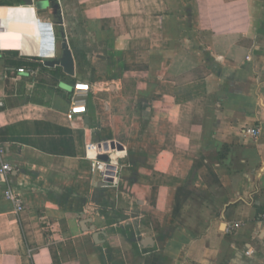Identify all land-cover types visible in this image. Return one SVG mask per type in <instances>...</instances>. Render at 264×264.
Masks as SVG:
<instances>
[{
	"label": "crops",
	"instance_id": "obj_1",
	"mask_svg": "<svg viewBox=\"0 0 264 264\" xmlns=\"http://www.w3.org/2000/svg\"><path fill=\"white\" fill-rule=\"evenodd\" d=\"M34 1L50 5L0 0V143L14 168L0 178V264H264V0H74L79 18L59 20L39 13L67 0ZM65 40L122 56L95 67L112 81L90 85L73 118L85 82L75 57L64 72ZM90 143L115 145L113 184L94 181Z\"/></svg>",
	"mask_w": 264,
	"mask_h": 264
},
{
	"label": "built area",
	"instance_id": "obj_2",
	"mask_svg": "<svg viewBox=\"0 0 264 264\" xmlns=\"http://www.w3.org/2000/svg\"><path fill=\"white\" fill-rule=\"evenodd\" d=\"M1 19H0V35H2L5 32H2L3 29L1 27ZM49 30L51 31V37L53 39V48H54V53L56 50V37H55V32H54V27L51 23H49ZM39 58L43 59H51L43 56H37ZM55 58V56H54ZM52 58V59H54ZM19 73H25V69H19ZM85 87V88H82ZM74 95L72 96V105H76L75 107L72 106L71 109L69 110V117L73 118L76 115H84L87 114V108H86V100L85 97L88 95L90 92V86L85 83H77L74 85ZM5 99L3 97H0V109L5 107ZM82 106V108H79ZM82 109V112H79V110ZM246 134L250 135L252 137H257L260 134V130L253 128V129H248L246 130ZM86 150V156L90 159L91 165H90V170H91V175L93 176L94 181H98L104 186H108L113 184L119 174V169L118 166L113 162V159L111 158L110 151L112 150L109 144H98V143H90L87 144L85 147ZM7 154V150L5 146L0 143V178L3 180L7 181L8 178L12 175L14 172V168L12 167L11 164H9L5 157ZM101 155H107L110 158V162H104L98 159L99 156ZM3 197L5 200L9 201L12 203L16 210L18 212L23 211L24 206L21 198L14 194V192L8 188L4 194ZM264 217V216H263ZM253 251L249 249L246 252V255L252 254Z\"/></svg>",
	"mask_w": 264,
	"mask_h": 264
},
{
	"label": "rangeland",
	"instance_id": "obj_3",
	"mask_svg": "<svg viewBox=\"0 0 264 264\" xmlns=\"http://www.w3.org/2000/svg\"><path fill=\"white\" fill-rule=\"evenodd\" d=\"M186 5H187L186 8H191V5L188 4L187 2H186ZM76 9L77 8H76L74 0H67L63 2V11L61 10V8L60 10L57 11V9L50 7L48 11H42V12L40 11L41 13L39 14L42 15L43 18H55L59 20V18H62L61 14L63 12L65 13V15H68V18L74 19V18H79ZM70 26L72 27L71 35L80 41L82 39L81 36H83V34H81L83 31H81V28L78 25L75 26L73 25V23H71ZM81 50L83 52V56L81 60L83 68L81 71L80 79L84 81L86 84H88L89 86L92 84H99V85H102L104 88H107V84H109L112 81L111 77L109 79L106 77V74L98 73L95 70V67L100 68V67L105 66L107 62V58L109 57L111 58V60H114L115 64L116 62L119 63V61L122 60V56H117L115 51L112 53L113 50H109V48H107L104 42L103 43L101 42L98 44L95 43L94 45L93 44L91 45V44L85 43L84 41V43L82 44ZM108 52H110V56H108ZM127 90L132 92L133 89L132 87H127ZM8 94H11L10 97H13L12 95H14V92L12 91L11 88L8 90ZM72 95H74V93ZM14 103H16V101L9 99V105H12ZM198 171L199 173H202L203 171L205 172V169L199 168L198 170H196V172L198 173ZM190 198H193L192 192H189V194H187L186 201L191 202L192 200Z\"/></svg>",
	"mask_w": 264,
	"mask_h": 264
},
{
	"label": "water",
	"instance_id": "obj_4",
	"mask_svg": "<svg viewBox=\"0 0 264 264\" xmlns=\"http://www.w3.org/2000/svg\"><path fill=\"white\" fill-rule=\"evenodd\" d=\"M24 4L26 5H36L38 8H46L49 7L48 2H35L34 0H22ZM53 8H59L58 4H54ZM40 23V22H39ZM41 24V23H40ZM63 48L65 49V58L62 61V66L64 68V72L69 75V76H74L75 75V60L72 51L69 48V45L67 43V40L64 41ZM57 62H52L51 65H55ZM88 121V120H86ZM110 147L112 149H115L114 144H110ZM119 149H122L120 146H118ZM99 160L104 161V162H110V158L107 155H101L98 157Z\"/></svg>",
	"mask_w": 264,
	"mask_h": 264
},
{
	"label": "bare ground",
	"instance_id": "obj_5",
	"mask_svg": "<svg viewBox=\"0 0 264 264\" xmlns=\"http://www.w3.org/2000/svg\"><path fill=\"white\" fill-rule=\"evenodd\" d=\"M10 12H13V11H10ZM14 14L15 15H19L20 14V11H14ZM1 19V18H0ZM1 27L3 29L2 32H5L3 33L2 35H0V37L4 38L6 37V34L7 32L9 33V31H7V28L6 26L3 24L2 20H1ZM31 28H36V24L32 25L31 27H29L28 29H31ZM7 40H12L13 42H15L16 44H19L20 46L23 47V50L24 52H34L33 50H28V46L30 44V42H28L24 37H22L21 35H19L18 33H11L10 35L7 36L6 38ZM79 108H82V106H80Z\"/></svg>",
	"mask_w": 264,
	"mask_h": 264
},
{
	"label": "trees",
	"instance_id": "obj_6",
	"mask_svg": "<svg viewBox=\"0 0 264 264\" xmlns=\"http://www.w3.org/2000/svg\"><path fill=\"white\" fill-rule=\"evenodd\" d=\"M73 54H74L75 60L77 62V67L79 70H81L82 69V61H81L82 56L80 54H78L77 52H74Z\"/></svg>",
	"mask_w": 264,
	"mask_h": 264
}]
</instances>
